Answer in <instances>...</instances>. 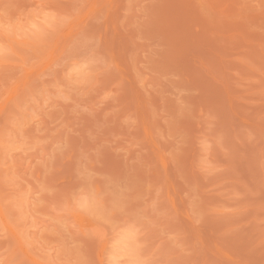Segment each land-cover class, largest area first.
<instances>
[{"label": "rangeland", "instance_id": "374dc122", "mask_svg": "<svg viewBox=\"0 0 264 264\" xmlns=\"http://www.w3.org/2000/svg\"><path fill=\"white\" fill-rule=\"evenodd\" d=\"M0 264H264V0H0Z\"/></svg>", "mask_w": 264, "mask_h": 264}]
</instances>
